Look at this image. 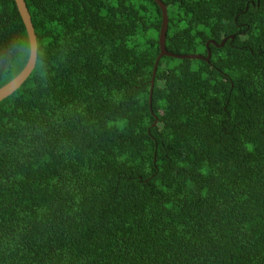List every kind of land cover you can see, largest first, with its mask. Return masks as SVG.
I'll return each mask as SVG.
<instances>
[{"label":"trees","instance_id":"obj_1","mask_svg":"<svg viewBox=\"0 0 264 264\" xmlns=\"http://www.w3.org/2000/svg\"><path fill=\"white\" fill-rule=\"evenodd\" d=\"M25 1L38 60L0 103V264H264V0H161L167 50L212 57H164L152 106L154 0ZM30 53L0 0V89Z\"/></svg>","mask_w":264,"mask_h":264},{"label":"water","instance_id":"obj_2","mask_svg":"<svg viewBox=\"0 0 264 264\" xmlns=\"http://www.w3.org/2000/svg\"><path fill=\"white\" fill-rule=\"evenodd\" d=\"M15 1H16L18 10L20 12V15L23 19V22L26 26L27 32H28L31 53H30L29 62L26 68L24 69V71L15 80H13L8 85L0 89V103L4 101L5 99H7L8 97H10L11 95H13L16 91H18L26 83V81L30 78L33 71L35 70L37 60H38L37 35L35 32V28L32 22V17L28 10L26 1L25 0H15ZM154 1L159 5L162 11L163 20H162V27H161V32L159 36L160 55L155 63V67L153 71V78L151 81V95H150V105L151 106L153 103V92L155 88V80H156L157 71H158L160 62L164 57H171V58H176V59H191V60L197 59V60H204L207 62H209L212 57V53L210 50H209L207 58L201 57L198 55H176V54L170 53L167 50V35H168V30H169L168 8L161 0H154ZM232 39L234 40L235 37H232ZM228 40L229 38L225 39L221 45H218L217 43H214V42H210V43H212L216 47H223L228 42ZM210 43L207 45L208 49H209Z\"/></svg>","mask_w":264,"mask_h":264}]
</instances>
